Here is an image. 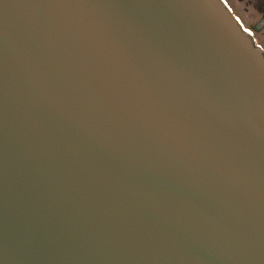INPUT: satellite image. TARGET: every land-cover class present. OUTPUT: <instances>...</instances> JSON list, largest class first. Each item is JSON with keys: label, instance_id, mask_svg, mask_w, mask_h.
I'll use <instances>...</instances> for the list:
<instances>
[{"label": "water", "instance_id": "water-1", "mask_svg": "<svg viewBox=\"0 0 264 264\" xmlns=\"http://www.w3.org/2000/svg\"><path fill=\"white\" fill-rule=\"evenodd\" d=\"M0 264H264V50L225 0H0Z\"/></svg>", "mask_w": 264, "mask_h": 264}, {"label": "rangeland", "instance_id": "rangeland-1", "mask_svg": "<svg viewBox=\"0 0 264 264\" xmlns=\"http://www.w3.org/2000/svg\"><path fill=\"white\" fill-rule=\"evenodd\" d=\"M231 7L232 12L239 18L240 22L245 28L250 30V24H252L259 16L254 12L251 6V0H225ZM251 31V30H250ZM257 43L264 50V36L263 33H259L257 36Z\"/></svg>", "mask_w": 264, "mask_h": 264}, {"label": "flooded vegetation", "instance_id": "flooded-vegetation-1", "mask_svg": "<svg viewBox=\"0 0 264 264\" xmlns=\"http://www.w3.org/2000/svg\"><path fill=\"white\" fill-rule=\"evenodd\" d=\"M251 6L253 7L254 12L259 16L252 24H250L252 35L257 40L256 36L259 33H263L264 36V26L261 27L258 31H256L252 27H254L262 18H264V0H251Z\"/></svg>", "mask_w": 264, "mask_h": 264}, {"label": "bare ground", "instance_id": "bare-ground-1", "mask_svg": "<svg viewBox=\"0 0 264 264\" xmlns=\"http://www.w3.org/2000/svg\"><path fill=\"white\" fill-rule=\"evenodd\" d=\"M244 26V25H243Z\"/></svg>", "mask_w": 264, "mask_h": 264}]
</instances>
